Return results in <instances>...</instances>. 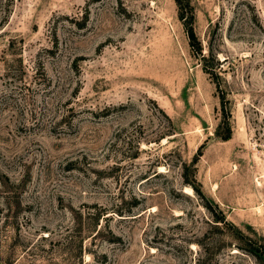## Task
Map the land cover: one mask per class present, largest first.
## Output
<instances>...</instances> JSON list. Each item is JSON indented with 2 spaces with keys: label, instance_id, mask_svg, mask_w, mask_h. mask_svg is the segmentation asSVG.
<instances>
[{
  "label": "rangeland",
  "instance_id": "obj_1",
  "mask_svg": "<svg viewBox=\"0 0 264 264\" xmlns=\"http://www.w3.org/2000/svg\"><path fill=\"white\" fill-rule=\"evenodd\" d=\"M189 1L219 78L175 0H0V264H264V0Z\"/></svg>",
  "mask_w": 264,
  "mask_h": 264
},
{
  "label": "trees",
  "instance_id": "obj_2",
  "mask_svg": "<svg viewBox=\"0 0 264 264\" xmlns=\"http://www.w3.org/2000/svg\"><path fill=\"white\" fill-rule=\"evenodd\" d=\"M175 2L177 4L178 11H179V19L183 24V27H184L185 33L188 37L191 49L193 50V52L197 56H199L204 61V64H205V65L203 64L204 71L206 73H209L213 77V79L219 78L218 71H217L218 68L216 69L217 65L214 64V65L209 66L208 65V57L205 54H203L202 45H201V42H200L198 35L195 31V27H194L195 15H194V12L192 10L190 1L189 0H175ZM220 100H221V105H222L223 121L219 125L218 131L216 134L223 141H228L232 137V126L230 123L231 111L227 107L226 97L222 92L220 95ZM197 161L198 160L196 158L193 161V163L196 164ZM194 190H195V188H194ZM104 216H105V214L103 212L99 213L96 216L97 228L100 226V221L102 219H104L103 218ZM220 220L221 221H216V222H220V223H223L224 225H228V226H233L231 223H229L226 220L225 217H221ZM97 228H96V231H97ZM100 228H102V227H100ZM239 233L244 240H248V239H246V235L244 233H242L241 231H239ZM255 250H256V254L259 255L261 253L260 252L261 246L257 245Z\"/></svg>",
  "mask_w": 264,
  "mask_h": 264
},
{
  "label": "bare ground",
  "instance_id": "obj_3",
  "mask_svg": "<svg viewBox=\"0 0 264 264\" xmlns=\"http://www.w3.org/2000/svg\"><path fill=\"white\" fill-rule=\"evenodd\" d=\"M185 192L190 195V194H192V189L187 187Z\"/></svg>",
  "mask_w": 264,
  "mask_h": 264
}]
</instances>
